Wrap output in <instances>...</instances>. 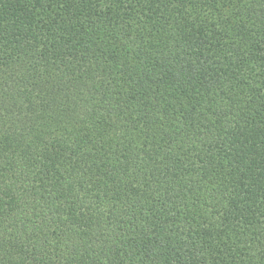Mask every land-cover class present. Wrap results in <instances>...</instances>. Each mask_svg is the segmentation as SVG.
<instances>
[{
    "label": "trees",
    "instance_id": "16d2710c",
    "mask_svg": "<svg viewBox=\"0 0 264 264\" xmlns=\"http://www.w3.org/2000/svg\"><path fill=\"white\" fill-rule=\"evenodd\" d=\"M0 264H264V0H0Z\"/></svg>",
    "mask_w": 264,
    "mask_h": 264
}]
</instances>
